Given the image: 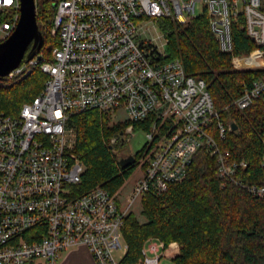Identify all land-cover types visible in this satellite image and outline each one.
I'll use <instances>...</instances> for the list:
<instances>
[{
	"label": "built area",
	"instance_id": "1",
	"mask_svg": "<svg viewBox=\"0 0 264 264\" xmlns=\"http://www.w3.org/2000/svg\"><path fill=\"white\" fill-rule=\"evenodd\" d=\"M45 1L55 10L51 34L58 46L50 59L40 50L6 75L23 78L38 67L46 81L18 114L0 111V264H57L79 244L88 247L96 264H121L116 253L127 249L123 226L131 201L124 205L118 192L102 186L74 195L86 166L74 152L70 117L98 109L116 123L128 122L127 136L151 120L140 158L146 168L132 200L185 180L202 147L216 158L220 177L243 185L236 174L248 161L233 159L219 144L232 124L221 120L205 80L187 74L180 59H167L163 45L168 40L158 33V20L187 23L201 6L221 50L233 53L232 27L243 17L258 47L235 56L233 66L264 69V0ZM20 16L21 0H0V43L13 35ZM152 30L157 35L147 37ZM162 37L165 43L157 44ZM262 96L264 76L234 103L245 109ZM118 111L126 113L123 119H116ZM117 141V136L111 139ZM247 188L264 197V185ZM167 248L164 241L150 238L136 264H160Z\"/></svg>",
	"mask_w": 264,
	"mask_h": 264
},
{
	"label": "trees",
	"instance_id": "2",
	"mask_svg": "<svg viewBox=\"0 0 264 264\" xmlns=\"http://www.w3.org/2000/svg\"><path fill=\"white\" fill-rule=\"evenodd\" d=\"M54 14L51 3L45 1L43 8L37 5V23L44 38L41 52L46 59L59 44L51 34ZM243 24V17L233 24L234 51L226 53L211 31L205 8L187 23L172 17L158 20L168 40L167 59H180L187 74L204 79L221 120L237 125L219 144L231 151L233 159L248 161V166L237 171L236 179L243 185H236L220 177L217 160L206 147L199 149L185 180L170 184L162 193L152 191L142 197L146 222H141L134 211L126 215L123 236L127 251L121 264L138 263L150 238H158L167 246L179 243L175 264H264V197L253 195L247 188L264 185V96L245 109L234 103L253 81L264 76V69L238 70L233 66L235 56L249 55L258 47ZM45 81L46 75L38 67L23 78H1L0 111L18 114L24 103L42 91ZM111 120L109 113L98 109L70 117L69 126L77 134L74 152L86 166L81 182L73 188L75 196L96 186L115 194L140 166L147 145L136 152L134 165L121 167V154L131 152L127 135H122L128 122ZM150 125L148 120L136 128L147 130ZM115 136L118 141L112 144Z\"/></svg>",
	"mask_w": 264,
	"mask_h": 264
},
{
	"label": "water",
	"instance_id": "3",
	"mask_svg": "<svg viewBox=\"0 0 264 264\" xmlns=\"http://www.w3.org/2000/svg\"><path fill=\"white\" fill-rule=\"evenodd\" d=\"M44 38L37 23L36 0H21V16L13 35L0 43V79L6 77L13 69L26 59L34 58L42 49ZM237 129L236 123H232ZM123 135V132H122ZM136 163L134 153L121 156L119 164L127 168Z\"/></svg>",
	"mask_w": 264,
	"mask_h": 264
},
{
	"label": "rangeland",
	"instance_id": "4",
	"mask_svg": "<svg viewBox=\"0 0 264 264\" xmlns=\"http://www.w3.org/2000/svg\"><path fill=\"white\" fill-rule=\"evenodd\" d=\"M44 2L45 0H36L37 5L39 4L40 8H43L44 6ZM197 11L200 13V11H202V7L198 6ZM158 33H163L161 31V29L158 28ZM156 36L157 32H155L154 30H152L151 34H148L147 37H151V35ZM54 36V35H53ZM145 35L140 36V38H145ZM157 44L161 45L164 44V37L157 39ZM163 48L166 50V45H163ZM167 53V52H166ZM126 113L124 111H118L117 113V120L118 119H123L125 117ZM111 121L115 122V118L111 117ZM116 123V122H115ZM147 131L143 128H136L134 129L133 133L128 135L127 138V143L128 146L131 150L132 153H134V155L136 154V152L140 151L141 149H143V147L145 146V144L147 143ZM77 135V134H76ZM116 144V143H114ZM121 156H123V154H121ZM143 168L142 166H138L137 169L134 171V173L132 174V176L126 181V183L124 184V186L121 188L120 191V198L122 200L123 203H127V201H131V207L133 208V210L136 212V214L138 215V217L140 218V220L142 222L147 221V218L142 214V202H141V198L138 197L134 200H132V189H133V183L134 181L143 173ZM125 253V248L122 249L121 251L116 253L117 258L120 259V257H123ZM161 264H175V262L167 257L166 255L163 256L162 260H161Z\"/></svg>",
	"mask_w": 264,
	"mask_h": 264
},
{
	"label": "crops",
	"instance_id": "5",
	"mask_svg": "<svg viewBox=\"0 0 264 264\" xmlns=\"http://www.w3.org/2000/svg\"><path fill=\"white\" fill-rule=\"evenodd\" d=\"M143 175H144V171L134 181L133 189L136 186V184L138 183V181L143 177ZM133 189H132L131 193L133 192ZM120 191H121V189L118 191L119 195H120ZM123 204L125 205L126 203H123ZM142 210H143V208H142ZM130 211H134L132 207L130 208ZM139 220H140V218H139ZM180 249H181V247H180L178 242H172L168 245L166 256L173 260V258L180 253ZM126 251H127V249L125 250V253H126ZM122 258L123 257H120V259H122ZM37 264H44V263H37ZM57 264H96V261H95L93 255L91 254L90 250L88 249V247L85 244H79V245H76V246L71 247L68 250H66L63 253L62 257L57 262ZM160 264H161V262H160Z\"/></svg>",
	"mask_w": 264,
	"mask_h": 264
},
{
	"label": "flooded vegetation",
	"instance_id": "6",
	"mask_svg": "<svg viewBox=\"0 0 264 264\" xmlns=\"http://www.w3.org/2000/svg\"><path fill=\"white\" fill-rule=\"evenodd\" d=\"M128 153L124 154L123 156H126Z\"/></svg>",
	"mask_w": 264,
	"mask_h": 264
}]
</instances>
